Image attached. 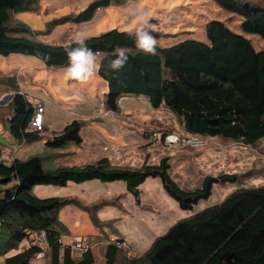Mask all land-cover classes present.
Returning a JSON list of instances; mask_svg holds the SVG:
<instances>
[{"label": "trees", "instance_id": "16d2710c", "mask_svg": "<svg viewBox=\"0 0 264 264\" xmlns=\"http://www.w3.org/2000/svg\"><path fill=\"white\" fill-rule=\"evenodd\" d=\"M36 1L0 0V55L32 56L47 68H64L68 63L65 49L76 46L72 40L66 45L43 42L17 19L19 13L36 11ZM127 1L96 0L71 19L77 24L88 23L101 9ZM213 1L240 16L246 34L264 41V6L249 0ZM128 33L113 29L87 41L101 60L98 74L108 84V112L120 114L124 97H146L154 110L163 108L172 113L187 134L245 147H255L264 140V50L257 51L250 39L221 21L207 23V41L186 40L157 47L155 55L138 51ZM153 35L161 33L154 31ZM117 46L129 54L118 73L108 70L106 59ZM7 90L16 92L7 105L0 106V124L7 126L18 144L41 142L47 128L28 131L35 107L20 92L15 76L0 73V92ZM84 123L75 119L45 140V147L56 153L71 144L81 145ZM149 178L160 179L166 193L188 212L209 199L215 185L239 180L230 174L206 176L200 187L186 190L172 178L169 158L159 165L136 169L115 166L108 158L81 166H54L39 156L7 162L0 146V264H31L43 253L49 264H264V186L237 190L219 204L177 221L142 254L130 249L120 252L116 244L107 242L100 247V258L89 243L80 251L62 242L69 229L61 222V211L70 205L84 206L62 197L38 198L33 193L37 186L122 181L139 206L141 186ZM92 220L100 229L111 226L95 215ZM35 235H44L46 250L32 243ZM25 241L32 244L10 256Z\"/></svg>", "mask_w": 264, "mask_h": 264}, {"label": "rangeland", "instance_id": "374dc122", "mask_svg": "<svg viewBox=\"0 0 264 264\" xmlns=\"http://www.w3.org/2000/svg\"><path fill=\"white\" fill-rule=\"evenodd\" d=\"M94 1L37 0L36 11L19 13L17 19L43 42L66 45L77 31L87 32L90 37L113 29L130 31L135 26V18L129 15V10L140 8L148 13L150 22L155 26L154 31L161 33L156 37L160 48L186 40L205 42L207 23L221 21L234 32L250 39L257 51L264 50V41L259 36L242 30L240 16L222 9L213 0H129L123 5L101 9L88 23L72 21L73 15ZM249 1L264 6V0ZM0 73L15 76L20 92L27 95L35 109L44 105L46 110L47 130L42 132L43 140L27 146L24 149L26 154L20 152L19 159L39 156L48 163L53 162L54 166H81L108 158L115 166L136 169L145 164L159 165L163 159L169 158L172 178L186 190L200 187L206 176L230 174L239 177L238 181L215 185L211 197L200 201L192 212L182 210L176 200L166 193L158 178H149L141 186L139 206L122 181H91L61 188L35 187L33 193L38 198L62 197L85 207L70 205L60 214L61 222L69 229L62 242L72 245L75 250L83 251L89 243L96 257L100 258V247L111 242L119 247L120 252L130 249L142 254L156 237L166 233L177 221L219 204L237 190L264 186V140L255 147L220 139H208L205 147L196 149L169 147L160 140L172 132L181 133L177 118L163 108L154 110L146 97L135 96L121 99L120 114L108 112L105 107L108 84L98 73L89 81L80 83L66 79L63 68H47L36 57L18 54L0 55ZM15 92H0V106L7 105ZM75 119L86 122L81 132L83 143L71 144L56 153L47 149L44 141L60 133ZM6 131L7 126L0 124V140L3 142L7 141L4 136ZM6 156L7 149L3 148V159ZM92 214L103 224L111 226L97 228ZM160 222L163 224L160 229L167 228L166 232L157 231ZM32 240V243L47 249L44 235H35ZM32 243L25 241L10 256ZM31 264L49 262L43 253Z\"/></svg>", "mask_w": 264, "mask_h": 264}, {"label": "clouds", "instance_id": "9594fccd", "mask_svg": "<svg viewBox=\"0 0 264 264\" xmlns=\"http://www.w3.org/2000/svg\"><path fill=\"white\" fill-rule=\"evenodd\" d=\"M129 15L135 18V26L129 31V35L134 39L135 48L144 53L155 55L158 47V40L153 32L155 26L150 22L148 13L140 8L129 10ZM90 36L87 32L77 31L72 36V43L65 49L68 63L63 68L66 79L85 83L95 77L98 73V66L101 60L98 53L94 52L87 44ZM108 59V70L120 72L129 60L126 48L117 46L110 53Z\"/></svg>", "mask_w": 264, "mask_h": 264}, {"label": "built area", "instance_id": "2783aa9c", "mask_svg": "<svg viewBox=\"0 0 264 264\" xmlns=\"http://www.w3.org/2000/svg\"><path fill=\"white\" fill-rule=\"evenodd\" d=\"M22 93V92H21ZM24 94V93H22ZM45 106H40L35 111L34 116L28 125V131L31 132H42L45 128V120H44ZM208 138L202 135H193L187 133L180 132H172L165 136V138L160 140V143H163L166 146L174 147L181 146V148H202L207 145Z\"/></svg>", "mask_w": 264, "mask_h": 264}, {"label": "crops", "instance_id": "0c3cea01", "mask_svg": "<svg viewBox=\"0 0 264 264\" xmlns=\"http://www.w3.org/2000/svg\"><path fill=\"white\" fill-rule=\"evenodd\" d=\"M45 112H46V110H45ZM167 113H169V111H167ZM44 115H45V113H44ZM44 120H45V117H44ZM181 132L184 133V131H181ZM4 136L7 138V141L3 142V141L0 140V146L2 148H4V149H7V156L5 157V159H7L10 162V161H12L15 158H19L18 155H19L20 152H22L24 155L26 154V153H24V149L27 146H25L24 144H18V143H16L15 140L11 137V135H10V133L8 131V128H7L6 133H4ZM0 137H1V135H0ZM22 160H24V159H22ZM173 222L175 223L176 221L174 220ZM162 225L163 224L161 222L158 224L157 231H164V232H166L167 228H165V229H162L161 228L160 229V227ZM163 234H165V233H163Z\"/></svg>", "mask_w": 264, "mask_h": 264}]
</instances>
